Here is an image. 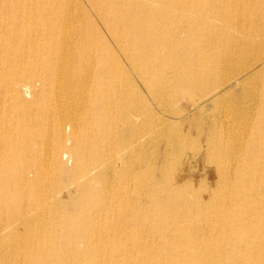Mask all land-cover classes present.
<instances>
[{
    "label": "bare ground",
    "instance_id": "obj_1",
    "mask_svg": "<svg viewBox=\"0 0 264 264\" xmlns=\"http://www.w3.org/2000/svg\"><path fill=\"white\" fill-rule=\"evenodd\" d=\"M209 109L205 201L154 147ZM0 264H264V0H0Z\"/></svg>",
    "mask_w": 264,
    "mask_h": 264
},
{
    "label": "rangeland",
    "instance_id": "obj_2",
    "mask_svg": "<svg viewBox=\"0 0 264 264\" xmlns=\"http://www.w3.org/2000/svg\"><path fill=\"white\" fill-rule=\"evenodd\" d=\"M96 26L100 30L101 34L103 33L102 35H103L104 40L107 42V48H108L109 53L117 61H119L120 66L124 71L132 74V75H129L130 80L133 82V84H135L134 86L136 88V93H138L140 95V98L143 101V104L146 106L147 109H149V111L151 112L152 115L153 114L154 115L159 114L160 117L158 116L157 118L160 119L162 114L159 111V108L155 104L152 106L155 108L156 111L154 110L153 107H151V104L154 103L152 98L148 94V91L146 92L145 88H143L142 86L139 85L136 78H134L135 76H133V73L130 70H128L129 63H128L127 59L125 58V56L122 54V51H120V49H118V47L115 44L111 43L112 40H111L109 33L105 32V30L102 29V27L99 24ZM115 47H116V49H115ZM123 61L125 64L123 63ZM126 65L128 66V68ZM223 103H225L227 106L230 103L231 107H232V105H236L234 103V101H229V100H226ZM223 103H221L222 105H220V106L221 107L225 106V108H226V105L225 104L223 105ZM129 105H130V103H126L125 108H127ZM230 106H228V107H230ZM176 108L179 110H183L184 109V103L183 102L178 103ZM129 111H130V109H128V112ZM153 111H154V113H153ZM157 111L160 113H158ZM156 112L158 114H156ZM146 114H147V112H145V115ZM211 114L212 113L210 112V109H209L208 112L205 114L207 117L205 115L194 116L192 119L188 120L187 122L176 125V128H172V127L168 128L167 127V129H169V130L171 129V131L168 130L169 132L166 130L165 125L161 126L162 130L164 132L166 130L165 133H170L171 135L176 134V135L180 136L182 138L181 144H180V146H178V148L173 147V146H171V147L169 146V148H168V145L166 144V142L162 138V139H159L160 142H158L154 147V149H155L154 151L159 149L158 150L159 152L158 151L155 152V155H156L155 164L157 161L156 165L159 166L161 161L164 158H166L167 161L170 162L171 166L175 165L174 169H176V170H173V180L175 179L174 181L175 182L177 181L178 185H181V186L185 185L188 188H190L192 191L198 193V195L205 201L208 197V194H210L212 191H214L217 187L218 175H217V171L215 168V163L220 162L222 164H229V165L232 164L231 166L235 167L237 165V162L234 161L235 158H234V160H231L232 157L235 156L236 160L238 161V154L237 153L233 154V152H231L228 149H226V151H229L230 154H228L225 157L223 154L225 149L224 150H221V149L217 150L216 153L218 155H222V157H220L218 159V161L214 157L208 156V152H207V148H206V146H207L206 142L211 141L212 136L207 133L206 122H209L210 120L211 121L212 120H214V121L215 120L216 121L221 120V122L225 123V125H229V123H230V125H232V123L228 117H227L228 120L224 116H223V118L220 117V119H219V118L214 117L215 116L214 113L212 115ZM222 115H224V114H222ZM129 118L135 119L132 116ZM142 119L146 120L147 116H143ZM137 120H138L137 123L139 121L140 122L142 121L141 119H138V118H137ZM157 122H158V119H157ZM233 126L234 125L230 126V128H232ZM234 127H236V126H234ZM229 131L231 132V133L229 132L231 135H233V134H234V136L236 135L235 137H240L241 134L243 135V133H241L239 126H237L236 130L233 129L231 131V129H230ZM226 137H227V135L225 136V138ZM244 139H245V136L243 137V139L239 140V142L237 141L236 144L237 143L241 144L243 141L246 140V139L245 140ZM127 141L128 140H126V144H127ZM166 146L168 149H166ZM164 149H166V151ZM171 149H172V151H171ZM149 151L150 152H148V150H147V152H148L147 154L150 158L151 157V151H153V148L151 150L149 149ZM166 152H168V153H166ZM165 153L168 154L167 157H165V155H164ZM161 154H163V156ZM157 156H160V157L157 158ZM160 159H162V160L160 161ZM159 161H160V163H159ZM153 162L154 161H152V163ZM63 164L67 167H69L71 165V163L68 162L67 160L63 161Z\"/></svg>",
    "mask_w": 264,
    "mask_h": 264
}]
</instances>
